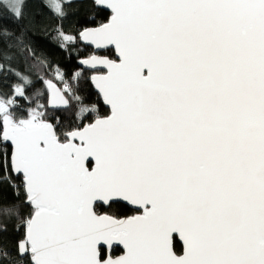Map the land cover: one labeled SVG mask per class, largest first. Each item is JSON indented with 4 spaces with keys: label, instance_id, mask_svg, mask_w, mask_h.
Returning <instances> with one entry per match:
<instances>
[{
    "label": "snow or ice",
    "instance_id": "1",
    "mask_svg": "<svg viewBox=\"0 0 264 264\" xmlns=\"http://www.w3.org/2000/svg\"><path fill=\"white\" fill-rule=\"evenodd\" d=\"M65 3L44 0L61 20ZM91 3L106 22L55 38L116 59L69 75L24 0H0V233H21L0 264H264V0ZM121 202L136 214L104 211Z\"/></svg>",
    "mask_w": 264,
    "mask_h": 264
},
{
    "label": "trees",
    "instance_id": "2",
    "mask_svg": "<svg viewBox=\"0 0 264 264\" xmlns=\"http://www.w3.org/2000/svg\"><path fill=\"white\" fill-rule=\"evenodd\" d=\"M64 8L67 16L61 20L49 7L45 6L44 0H24L23 12L26 17L25 22H27V19H32L37 25V30L32 38L47 55L52 67L59 66L66 74L71 75L80 67V59L84 58L85 55L94 54V52L91 48L83 46L80 41L75 45H70L67 50L62 49L55 38L56 33L53 28L58 24H62L65 33L76 35L84 27H96L101 22H106L110 14L96 9L95 5L89 1L75 2L71 0L70 4H64ZM5 15H7L6 10L0 6V24L15 27L10 20L3 18ZM98 55L114 59L112 50L99 53ZM88 73L91 75L90 72ZM79 87L83 89L81 94L91 103H98L102 114L108 112L104 108L100 97L94 91L90 81H81ZM0 89L7 90L3 84H0ZM14 200L15 196L12 189L7 184L0 185V201L11 203ZM22 211H27V209H22ZM104 211L116 215H133L135 213L121 204L114 206L112 209H104ZM5 222L4 218L0 217V224ZM20 235L21 233L14 231L12 223H8V231L0 233V245H7L8 248L14 250L15 242ZM174 250L177 254L181 253V248L178 244L174 246ZM115 254L119 255L120 250L115 249Z\"/></svg>",
    "mask_w": 264,
    "mask_h": 264
},
{
    "label": "water",
    "instance_id": "3",
    "mask_svg": "<svg viewBox=\"0 0 264 264\" xmlns=\"http://www.w3.org/2000/svg\"><path fill=\"white\" fill-rule=\"evenodd\" d=\"M73 1H75V2L89 1V2H91V0H73ZM95 7H96V9L103 10V11H105V12H107V13L110 14V10H108V9H101L100 6H98V5H95ZM80 42H81V44H82L83 46L91 48V49L93 50V52H94L95 55H98L99 53H103V52L108 51V50H112V51L114 52V59H116V52H115V49H114L112 46H109L108 48H103V49H96L94 45H90V44H88L87 42H84V41H80ZM80 67H82V66L80 65ZM86 71L91 73V70L86 69ZM91 85H92V84H91ZM92 87H93L94 91L98 94V90L95 89V87H94L93 85H92ZM98 96H99V94H98ZM99 97H100V96H99ZM100 99H101V98H100ZM101 101H102V99H101ZM102 104H103L104 108H106V109L109 111L108 106L105 105V104L103 103V101H102ZM121 205H123V206L127 207L128 209L134 211V206L127 205L126 202H121ZM134 212H135V211H134ZM177 241H178V243L181 245V247H182V252H183V245H182V242L179 241L178 239H177ZM173 248H174V241H173ZM116 249H119V250H120L119 247H117Z\"/></svg>",
    "mask_w": 264,
    "mask_h": 264
},
{
    "label": "flooded vegetation",
    "instance_id": "4",
    "mask_svg": "<svg viewBox=\"0 0 264 264\" xmlns=\"http://www.w3.org/2000/svg\"><path fill=\"white\" fill-rule=\"evenodd\" d=\"M134 214H136V213H134ZM176 244H178V245L180 246V248H181V253H180V254H182V247H181V245L178 243L177 239H174V246H175ZM174 251H175V250H174Z\"/></svg>",
    "mask_w": 264,
    "mask_h": 264
}]
</instances>
